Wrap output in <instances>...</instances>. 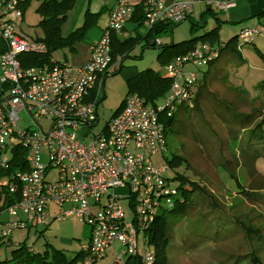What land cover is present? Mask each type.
<instances>
[{"label":"built area","instance_id":"built-area-1","mask_svg":"<svg viewBox=\"0 0 264 264\" xmlns=\"http://www.w3.org/2000/svg\"><path fill=\"white\" fill-rule=\"evenodd\" d=\"M194 1L217 11L230 10L236 3L174 0L167 7L164 0H149L144 26L154 29L163 23H182L189 18ZM131 10L126 0L115 1L107 28L89 45L87 64L71 66L50 59L48 64L23 68L20 56L45 55L47 47L18 25L23 20L20 0H0V41L5 47L0 55V100L4 99L0 101V246L15 230L48 227L52 220L74 216L91 232L81 246L80 264H95L114 243L125 248L116 253L114 263L138 256L141 264H154L150 248L137 254V238L160 210L173 208L179 199L178 191L163 178L166 168L156 169L151 163V157L167 146L160 117L169 118L191 99L197 82L194 70L218 60L223 44H201L171 61L165 66L171 86L162 102L152 107L136 95L127 96L122 110L98 131L101 78L111 67V38L125 36ZM257 38L264 40V18L238 34L242 45ZM185 65L194 70L184 74ZM20 114L31 123L22 129ZM42 120L48 122L46 127ZM16 149L24 150L26 170L3 176ZM51 174L54 181L46 179ZM116 189L125 194L118 195ZM125 196L136 221H125L119 199ZM51 206L59 208L53 216ZM64 206L69 207L67 212ZM142 241L146 244V239Z\"/></svg>","mask_w":264,"mask_h":264},{"label":"rangeland","instance_id":"rangeland-1","mask_svg":"<svg viewBox=\"0 0 264 264\" xmlns=\"http://www.w3.org/2000/svg\"><path fill=\"white\" fill-rule=\"evenodd\" d=\"M22 1L27 2L22 6L23 20L18 25L21 24L24 34L41 38L42 32L38 27L41 18L36 10L42 0ZM101 1L94 0L90 3L95 6ZM66 15L61 26V35L64 38L80 28L84 22V17L81 15L79 17L73 10ZM97 15L96 25L86 30L83 40L75 42L74 51L71 52L68 47L56 50L52 54V59L66 61L71 66L81 63L85 58L87 45L96 42L101 31L108 26V17L105 13L101 11ZM195 20L188 18L170 27L173 34H170L169 30L167 36H159L164 45L171 41L178 43L198 37L216 27L221 45L239 34V31L248 27V23L252 21L232 26L226 23L218 25L211 15H207L204 21ZM148 29L142 26L137 30L139 41L132 36L135 47L129 50L122 62H118L116 70L120 71L114 77L104 79L105 98L101 92V102L97 108L100 122L98 131L126 98L128 94L126 81L129 78L146 69L165 74V68L158 62L161 50L144 46L146 44L144 37ZM261 54H264V40L257 38L253 44L239 47L238 54L224 52L220 56V64L208 72V75L211 74L208 79L211 78L210 81L204 82L202 79L207 73V67L198 69L196 71L198 81L186 105L193 106L195 95L202 93L204 85V88L208 87L207 91H210L212 97L209 98V102L204 100L200 106L202 118L195 114L176 129H165L166 150L151 157L154 168H166L163 178L168 180L171 188L178 189L179 197L184 190L188 192L192 190V183L196 189L191 195V207L186 214L183 215L181 212L163 214L168 238L167 264H253L250 260L252 253L257 256L258 264H264V206L251 204L241 195L235 194L241 192L243 188L250 191L247 189L250 184L249 175L254 171L248 170V164L253 163V169L264 177V142L258 138L260 135L258 132H256L258 136L249 138L256 125L264 119V62ZM189 70V65H185L182 71L186 74L193 68ZM222 77L225 82H221ZM203 95L206 97V93ZM19 117L21 129L31 124L25 115L20 114ZM42 123L44 127L48 125L45 120H42ZM197 124L199 127H196ZM31 129L34 130L35 127L32 126ZM262 135L264 137V132ZM176 158H181L182 161L174 165L172 162ZM46 179L54 181L55 175L51 174ZM216 180H219V183ZM199 189L213 191L214 196L223 205L222 210L210 214L205 207L203 208L204 196ZM115 192L118 195L125 194L123 189H116ZM259 195L264 197V194ZM119 199L125 221L131 222L133 208L126 196ZM104 201L102 199V202ZM90 203L93 205V201ZM58 210L56 206L49 208L52 216ZM63 210L67 212L69 207L64 206ZM92 211L95 213L97 210L92 207ZM6 219L7 217L2 218L4 221ZM90 233V227L74 216L52 220L48 227L28 226L15 230L11 238L0 246V261L9 259L11 251L24 244L31 248L35 255L45 252L51 255L57 251L64 254L66 260L70 262L81 252V246L87 244ZM142 240V236H138V255L144 247L153 250L152 245L143 244ZM124 249L121 244L114 243L95 264H112L116 253H121ZM125 259L126 257L123 258L124 261ZM74 264H80V259Z\"/></svg>","mask_w":264,"mask_h":264},{"label":"trees","instance_id":"trees-1","mask_svg":"<svg viewBox=\"0 0 264 264\" xmlns=\"http://www.w3.org/2000/svg\"><path fill=\"white\" fill-rule=\"evenodd\" d=\"M76 0H42L37 8V13L40 15V22L38 23V27L42 32V37H36L39 41L43 42L47 47V52L45 55L36 56V55H22L19 57L23 68L29 67H37L42 66L44 64H48L50 59H52V54L54 51L62 48L68 47L70 51H74L75 42L77 40H83L86 30L92 26L96 25L97 14H91L88 11L84 15L83 25L76 29L70 36L64 38L61 35V26L66 19V14L73 9ZM149 0H138L135 4H129L131 6V17L130 21H132L136 27L134 32L144 26V20L146 15L149 13V6L147 2ZM21 7L24 5V2L20 1ZM211 11V8H207ZM261 16V14H259ZM264 16V13L262 14ZM180 24V23H178ZM160 25H167L169 30L170 27L177 24L171 23H163ZM159 25V26H160ZM194 27V25H192ZM145 27V26H144ZM158 27V26H157ZM218 27L213 28L204 34L194 37L189 40H185L178 43L170 42L169 44H165L160 46L161 53L158 55V62L165 68L167 64H169L174 59L185 55L187 52L193 50L201 44H210L212 46H217L220 44L218 40ZM154 29H148V32L145 34L144 41L146 44L144 46L155 48L152 46L151 42L148 40L150 33ZM194 30V28H191ZM172 31V30H171ZM138 37V36H137ZM139 41V38H137ZM255 42V41H254ZM253 42V43H254ZM252 43V44H253ZM2 44V43H1ZM223 48L221 49V54L226 53H237L239 47L243 46L238 41V35L236 37L230 38L226 43H222ZM246 45V44H244ZM135 46L133 38H128L124 40H119L117 36L113 35L111 38V65L119 58L118 62H122L124 56H126L133 47ZM63 49V50H64ZM5 47L2 44L0 46V55L4 52ZM221 56V55H220ZM219 56V58H220ZM117 57V58H116ZM264 62V54H261ZM55 61V60H54ZM217 61V60H216ZM58 62V61H56ZM215 62V61H214ZM214 62L210 63L212 65ZM122 67V66H121ZM203 80L205 77L202 78ZM211 80V79H210ZM221 82L224 81V77H222ZM126 86L128 89L127 96L136 95L138 96L146 105L156 106L165 98L168 94L171 86V80L165 75H161L159 72L154 71L152 69H146L144 71L139 72L136 76L129 78L126 81ZM202 87V86H201ZM205 85L202 87V91L204 90ZM207 92V91H206ZM199 94L197 93L195 96V100H193V106L186 105V103L182 104L178 107L177 111L174 112L169 118L160 117L165 125V129L177 128L178 125L186 122L188 118H193L195 114L201 117V109L199 105ZM126 96V97H127ZM208 97H212L210 93H208ZM125 100V99H124ZM124 101L117 108L114 115L118 114L123 108ZM202 118V117H201ZM249 119V118H248ZM181 120L182 122H178ZM196 124V123H195ZM206 124V123H205ZM196 127H199L197 124ZM260 134L259 136L256 135ZM264 132V119L260 121L259 124L256 125L255 130L250 133V139L256 135L260 139L261 142H264V137L262 133ZM184 159V158H183ZM186 161V159H184ZM182 161L181 158H176L172 164L175 165ZM187 162V161H186ZM248 170H253L249 175V183L248 188L250 191H247L243 188L241 192L235 193L241 195L244 200L249 201L251 204H256L260 207L264 205V197L259 194H264V177L257 173L253 168V163L251 165L248 164ZM15 170H26V164L24 162V150L16 149L11 157L10 168L2 172L3 176H8L10 172ZM232 177H235L232 175ZM219 183V180H216ZM192 190L188 192L184 190L179 199L175 203V206L170 209L160 210L156 215V220L150 224L144 231L143 239H146L147 245H152L153 252L155 254L154 264H167V247H168V238L166 235V222L163 216L164 213L170 212H181L183 215L186 214L187 210L191 207L190 198L191 195L196 191L195 184L192 183ZM178 191V189H176ZM201 194H203V208L205 207L210 214L218 213L217 211L223 207L221 201L215 197L213 191H205L203 189H199ZM255 191V192H253ZM263 192V193H262ZM249 196H252L251 199ZM224 209V208H223ZM222 210V209H221ZM132 221H136L135 216L133 215ZM249 232V231H248ZM247 232V233H248ZM82 259L81 252L76 254V256L68 262L64 256V254L60 252H53L51 255H48L47 252L44 254L35 255L31 248L26 247L24 244L17 246L16 249L11 251L10 258L5 259L4 261H0V264H74L76 260ZM251 263L258 264L257 256L252 253L250 257ZM116 264V263H112ZM122 264H141L138 256H128Z\"/></svg>","mask_w":264,"mask_h":264},{"label":"crops","instance_id":"crops-1","mask_svg":"<svg viewBox=\"0 0 264 264\" xmlns=\"http://www.w3.org/2000/svg\"><path fill=\"white\" fill-rule=\"evenodd\" d=\"M20 1H22V0H20ZM91 1H94V0H76L75 4L73 6V9H72L73 12L75 14L79 15V17H80V15L84 17V15L86 14L87 11L91 14H97V13H100L102 11L105 13L106 17H108L109 12H110L111 8L113 7L116 0H102L99 4H97L95 6L91 5V3H90ZM126 1L132 5L138 2V0H132V1L126 0ZM173 1L174 0H164V5L168 7L173 3ZM192 4L193 5H192V10H191V14L189 16V19H192L193 21L195 19H200V20L204 21L205 17L207 15L208 16L211 15L213 17L214 21L218 25H220L221 23H226L228 25L235 26V25H239L243 22H247V21L252 20L251 23H248L249 26L246 27V28H252V27L260 24L264 18V16L262 15L264 13V0H236L235 6L232 9L227 10V11H217L214 9H211V11H209L207 9V7H205L203 5V3L200 1H194ZM216 13H219V14L217 16H215ZM259 14H261V16ZM219 15H222V17L219 18L218 17ZM66 17H67V15H66ZM195 21H197V20H195ZM129 25H130V28H129ZM204 26H205V24H204ZM135 27H136V25L132 21L129 20L125 25V29H124L125 36L124 37H117V38L119 40L132 38V36H135L136 38H138L139 37V36L137 37L138 32H134ZM20 28H21V24H20ZM242 29H245V28H242ZM103 31H104V29L101 32L103 33ZM168 32H169V27L167 25H160V26L154 28V30L150 33L148 40L151 42L152 46H155L154 42L156 43L157 41L160 42L161 46H163L164 41L159 36L165 37L168 35ZM61 34H62V32H61ZM101 34H100V36H101ZM170 34H173V32L171 31ZM237 35H235L234 37H236ZM218 40H219V35H218ZM219 42H220V40H219ZM89 45L90 44L87 45V50H86V55H85L84 60L75 66H83V65L88 63V61H89ZM157 45H159V44L156 43L155 48H152V47H150V48L157 50L158 48H160V46H157ZM65 58H66V56H65ZM220 59H221V57L212 64L213 66L212 65L206 66L207 67V73L204 76L205 77L204 82L210 81L208 79H209L211 74L208 75V72H211L212 69H215L216 66L218 65V63L220 64V62H221ZM118 60H119V58H117L116 61L111 65L109 71L105 74V76L103 78H101L102 80H104L106 77H109V75H111V74L116 73V75H117V73L119 72V71L117 72V70H116L117 65H118ZM189 68H190V70L192 69L190 66H189ZM194 71H197V70H194ZM163 75H165V74H163ZM197 81H198V79H197ZM207 88H204L205 91L204 92L201 91L202 93L199 94L200 106L202 105L204 100H206V102L210 101L209 100L210 97H208V95H207V93H209L210 91H207ZM204 93H206V97L204 95H203L204 97L202 96V94H204ZM226 104H229V103L226 102ZM230 108L234 109L233 107H230ZM53 215H54V213H53Z\"/></svg>","mask_w":264,"mask_h":264},{"label":"water","instance_id":"water-1","mask_svg":"<svg viewBox=\"0 0 264 264\" xmlns=\"http://www.w3.org/2000/svg\"><path fill=\"white\" fill-rule=\"evenodd\" d=\"M120 71V70H119ZM116 75V73H114V74H111V75H109V77H113V76H115ZM104 80H102V84H101V92H102V94H103V98H105V90H104ZM0 101H4V99H2V100H0ZM101 102V101H100ZM99 102V103H100Z\"/></svg>","mask_w":264,"mask_h":264}]
</instances>
